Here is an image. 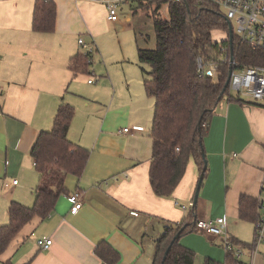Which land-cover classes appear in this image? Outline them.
I'll return each instance as SVG.
<instances>
[{
    "label": "crops",
    "instance_id": "crops-1",
    "mask_svg": "<svg viewBox=\"0 0 264 264\" xmlns=\"http://www.w3.org/2000/svg\"><path fill=\"white\" fill-rule=\"evenodd\" d=\"M53 1L55 28L43 32L33 29L36 0H0V226L9 223L13 201L29 207L35 203L39 174L31 149L39 132L53 127L61 104L75 107L68 137L90 155L82 176L67 177V193L60 195L54 211L27 223L1 254L0 264H103L96 252L103 240L120 253L116 264H152L166 226L189 221L192 212L194 220L226 216L229 234L239 240L234 231L243 221L240 197L264 194V103L223 99L217 104L204 136L208 164L195 209L201 171L194 157L172 195L158 196L149 174L155 99L147 95L144 80L134 83L126 76L127 88H121L110 73L98 75L88 67L86 74L94 73L101 82L87 94L93 90L87 84L96 81L90 83L91 77L71 67L76 55L85 54L79 38L92 41L104 25L117 23L109 19L108 4L123 7L137 0ZM28 175L33 196L24 200ZM77 190L83 205L72 212L69 195ZM155 227L152 251L145 238ZM194 231L203 240L222 241ZM47 237L53 242L42 249L37 240ZM181 243L193 246L184 235ZM260 258L251 256V264Z\"/></svg>",
    "mask_w": 264,
    "mask_h": 264
},
{
    "label": "trees",
    "instance_id": "trees-1",
    "mask_svg": "<svg viewBox=\"0 0 264 264\" xmlns=\"http://www.w3.org/2000/svg\"><path fill=\"white\" fill-rule=\"evenodd\" d=\"M137 1L139 7L151 9L155 16L156 47L138 46L139 62L150 66L149 71L144 69L147 74L145 91L155 99L150 182L158 196L169 197L182 179L191 157L202 173L207 161L204 136L217 104L223 99L244 101L229 92V85H226L228 69H224V76L216 83L198 72V57L201 54L208 56L213 47V31L228 26L218 7L202 0L169 2L170 18L163 19L157 15L166 1ZM56 17L55 1L36 0L34 30L54 31ZM238 57L243 64L264 62L263 51L246 47L241 48ZM89 64L86 54H78L71 67L76 74L86 73ZM75 114L73 105L63 103L57 110L53 127L39 132L31 149L39 174L34 189L35 203L31 207L18 201L11 203L10 221L0 226V256L27 223L37 216L44 219L54 211L60 195L67 193L69 175L80 177L84 173L90 151L68 137ZM256 217L257 199L243 194L239 202V218L255 222ZM188 218L189 221L180 222L175 227L166 226L156 241L152 264H194L195 252L181 243L183 235L194 231L195 212ZM234 242L238 243V240ZM96 252L108 264H116L120 259V253L106 240L97 245ZM203 264H240V261L232 252H226L224 262L207 257Z\"/></svg>",
    "mask_w": 264,
    "mask_h": 264
},
{
    "label": "built area",
    "instance_id": "built-area-1",
    "mask_svg": "<svg viewBox=\"0 0 264 264\" xmlns=\"http://www.w3.org/2000/svg\"><path fill=\"white\" fill-rule=\"evenodd\" d=\"M149 1V0H143ZM166 3L180 2L183 0H163ZM218 7L222 15L227 20V28L221 29L226 33V37L221 40L213 39V47L210 52L201 54L198 57V72L200 75L208 76L213 83L219 81L224 76L225 70L232 69L229 88L236 92V96L241 99H249L254 103H264V62L257 64H243L238 57L241 48L246 47L252 50L264 52V0H202ZM119 3L113 1L108 4L109 19H119ZM214 30V31H215ZM231 34L233 37L231 38ZM232 39V40H231ZM79 44L87 48L85 54L91 62V54L94 50V43H89L83 37L79 38ZM264 59V58H262ZM94 74V73H91ZM94 78H89V82H95ZM140 129V127H135ZM129 131V128H123ZM17 180H15V183ZM72 203V212L78 211L82 205V192L77 190L69 195ZM185 207V206H184ZM138 215V211H132ZM195 229L222 239V245L226 252H232L237 260L242 258V247L234 242V238L229 234L226 216H218L215 219H197ZM264 240V194L257 199V217L255 219V235L252 246V259L257 253V246ZM52 238H38L37 243L42 249H48L52 244ZM103 264H108L103 262ZM253 264V260H252ZM264 264V262H263Z\"/></svg>",
    "mask_w": 264,
    "mask_h": 264
},
{
    "label": "rangeland",
    "instance_id": "rangeland-1",
    "mask_svg": "<svg viewBox=\"0 0 264 264\" xmlns=\"http://www.w3.org/2000/svg\"><path fill=\"white\" fill-rule=\"evenodd\" d=\"M151 1L154 2L153 0H149V2ZM118 14L119 19L116 24L108 23V25H104L100 36L97 39L88 41L89 43H94V50L91 54L93 64L91 61L89 67L90 70L94 68L98 75L110 73V76L114 77L115 81L121 88H127L124 82L126 76H131L135 83L138 78L144 80V75L147 76L145 70H150L148 64H141L139 62L138 46L148 48L156 47L155 16L151 9L139 7L138 1L123 7L120 5L118 8ZM157 17L163 19L170 18L168 4L163 3L161 5ZM225 37L226 33L224 30L222 31L219 29L213 31L214 40H221ZM84 49L87 51V48ZM97 54L100 55V59L97 57ZM79 75L95 79L94 74L91 73H82ZM100 82V80H97L96 83L92 85L87 84L86 89L93 88V90L88 91L87 94L96 92V88L100 85ZM229 92L236 95V92L233 89ZM32 182L33 180L29 175L25 177L24 189L21 192L24 200H28L33 196ZM240 223L241 224L237 225V229L234 231V234L239 239L238 244L243 250L242 258L240 260L243 264H251L255 222L243 220ZM156 229L157 228L155 227L148 230L145 238L152 251L154 249L152 238L156 234ZM186 236L190 239V242L193 245L188 247L195 252V264H203L205 258L212 257L207 254L209 252H213V254L218 256V258H215L217 261L224 262L226 251L222 245V241L203 240L201 237L197 236L195 231L186 233L184 237ZM257 255L262 257L258 260V263L262 264L264 262V240L257 246V253L255 256ZM221 256H223V260L219 259Z\"/></svg>",
    "mask_w": 264,
    "mask_h": 264
},
{
    "label": "water",
    "instance_id": "water-1",
    "mask_svg": "<svg viewBox=\"0 0 264 264\" xmlns=\"http://www.w3.org/2000/svg\"><path fill=\"white\" fill-rule=\"evenodd\" d=\"M233 37V35L231 34V38ZM232 40V39H231ZM231 72H232V69H230V72H229V77L226 81V85L228 86L229 85V82H230V76H231ZM205 155V153H204ZM207 164H208V160L206 161V164H205V167L202 171V173L200 174V177H199V180H198V183H197V187H196V191H195V196H194V201H193V205H195L197 203V199H198V196H199V190H200V187L202 185V182H203V179H204V176H205V171H206V168H207ZM178 235H176V237H178ZM169 249H167L166 252H168Z\"/></svg>",
    "mask_w": 264,
    "mask_h": 264
}]
</instances>
